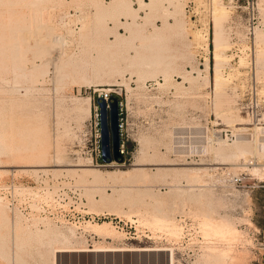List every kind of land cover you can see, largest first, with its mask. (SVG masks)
I'll return each instance as SVG.
<instances>
[{
    "label": "rangeland",
    "instance_id": "1",
    "mask_svg": "<svg viewBox=\"0 0 264 264\" xmlns=\"http://www.w3.org/2000/svg\"><path fill=\"white\" fill-rule=\"evenodd\" d=\"M8 1L0 0V29L15 19L27 28V44L61 41L50 56L26 51L13 70L0 57V186H49L47 198L60 201L55 215L61 218L12 211L8 202L17 198L0 187V203L7 206L0 264H46L55 246L160 247L169 250L154 256L155 264H167L171 252L174 264H223L210 258L225 243L207 233L206 219L234 225L231 255L240 251L241 264H264V179L251 170L264 163V153L254 148L259 142L252 136L256 153L246 161L212 149L220 143L217 136L228 148L236 127L253 126L237 123L256 119L250 107L238 105L249 104L244 91L254 80L264 100V0H49L43 10L32 0ZM118 1L122 8L113 10ZM217 4L224 14L215 24ZM42 23L52 27L53 37L44 38ZM60 56V78L51 62L36 81L22 77L35 72L33 64L42 58ZM217 77L224 81L216 83ZM101 88L121 89L125 103L120 165L88 161V121L97 105L94 91ZM84 97L81 110L77 102ZM74 164L103 177L93 182ZM232 177L240 181L232 184ZM161 214L178 235L153 225ZM17 224L25 230L14 232Z\"/></svg>",
    "mask_w": 264,
    "mask_h": 264
},
{
    "label": "bare ground",
    "instance_id": "2",
    "mask_svg": "<svg viewBox=\"0 0 264 264\" xmlns=\"http://www.w3.org/2000/svg\"><path fill=\"white\" fill-rule=\"evenodd\" d=\"M7 1V0H6ZM15 1V0H14ZM18 1V0H17ZM219 1V0H218ZM142 2V1H141ZM144 2V1H143ZM262 2V1H261ZM7 3H11V1L9 0ZM24 3V2H23ZM30 3V5H32V6H34V7H39V9L40 8H42V10H43V8L44 7H46V4L47 3H49V0H32V1H30L29 2ZM51 3V2H50ZM49 3V4H50ZM26 4V3H25ZM49 4H47V5H49ZM124 3H123V1H118V3H114V7H113V10H120L121 8H122V5H123ZM20 5V4H19ZM92 5H93V3H92ZM95 5V4H94ZM219 4H217V5H215V7H214V22H215V24H217V22H218V19H219V17L220 16H222L223 14H224V11H223V9L221 8V7H219L218 6ZM129 7V6H128ZM36 9V8H35ZM39 11V10H38ZM36 12H37V10H36ZM34 20V19H33ZM35 21V20H34ZM36 22V21H35ZM35 22H34V24H35ZM41 22V21H40ZM33 24V25H34ZM6 26H4V29H0V40H1V38H3L6 34H8V33H12V35L15 37V39L12 37L11 38V40L12 39H14V40H9L8 41V43L6 44H2V42L0 41V57L1 58H3L5 61L6 60H9L11 63H12V65L14 66V67H12V70H13V68H19V66H18V64H17V61L19 60V58L22 56V54H24L23 55V57L25 56V52L26 51H28V50H31L32 52H34L33 54L35 55V56H44L45 54L47 55H49V53L51 52V50L52 49H54V48H56L55 46L56 45H59V42L61 41V38H56V37H54V38H52V39H50L51 41L49 42L48 41V43L46 42V43H41V40H40V42L39 41H37V42H39V43H37V42H34V43H32V44H27V41H26V39H25V37H24V33H25V30L27 29L26 28V26L21 22V21H18V20H10V21H8L6 24H5ZM32 25V24H31ZM37 25V24H36ZM27 27H29V26H27ZM183 27V26H182ZM182 27H180V28H182ZM35 27H33V29H34ZM37 28V27H36ZM39 28V27H38ZM46 29V33H44V38H48V37H50V36H52L53 35V33L51 32V30H52V27L51 26H47V24L45 25V24H41L40 25V29ZM179 28V27H178ZM184 28V27H183ZM182 28V29H183ZM36 30L37 29H35V30H33V33H34V31L36 32ZM39 30V29H38ZM28 32V31H27ZM37 33V32H36ZM26 34V33H25ZM38 35V34H37ZM30 36V35H29ZM54 36V35H53ZM52 36V37H53ZM42 37V36H41ZM40 37V38H41ZM219 37V36H218ZM38 38H39V36H38ZM36 39V38H35ZM219 40H218V38L216 37L215 38V46L218 48V45H219V42H218ZM33 42V41H32ZM21 43H25V45L24 46H22V44ZM40 43L42 44V45H40ZM63 43V41L61 42V44ZM61 46V45H60ZM58 48V47H57ZM216 49V48H215ZM218 50L220 51V49L218 48ZM218 53V52H217ZM6 56V57H5ZM50 56V55H49ZM220 57V56H219ZM129 58V57H128ZM56 59V60H55ZM52 58V57H45V58H42L41 60H42V63H41V65H36V64H33V70L35 71V72H33V73H27V72H22L21 73V71H20V73H21V75H22V77L23 78H27V79H29V80H31V81H36L37 80V75H38V73H40V68H42V66H46V65H48V63H53V65H54V67H55V73H56V78H60L61 77V74H59L60 72V69H61V65L62 64H60V62H61V56L60 57H58V58ZM148 60V59H147ZM151 61V60H150ZM150 61H149V63H150ZM1 63V62H0ZM9 63V62H8ZM140 63V62H139ZM139 63H138V65H139ZM146 62H144V63H142L143 65L145 64ZM153 63V62H152ZM152 63H150V64H152ZM10 64V63H9ZM64 65H67V64H70L69 62H68V60H65L64 61V63H63ZM142 64H141V66H142ZM149 64V65H150ZM155 64V63H154ZM157 65L158 64H161V63H156ZM163 64H165V63H163ZM170 64V63H169ZM169 64H167L166 63V65H165V67L168 65L169 66ZM11 65V64H10ZM11 65V66H12ZM63 65V66H64ZM145 65H147V64H145ZM144 65V66H145ZM156 65V66H157ZM140 66V65H139ZM165 67H163V69L165 68ZM21 68H22V66H21ZM148 68V67H147ZM155 68H157V67H155ZM167 68V67H166ZM218 68V67H217ZM98 69V68H97ZM149 69V68H148ZM160 70L162 69V68H159ZM220 69V68H219ZM218 69V70H219ZM73 72H75V67H72V69H71ZM152 70H154L153 68H152ZM160 70H158V71H160ZM166 70V69H165ZM156 71V70H155ZM164 71V70H163ZM19 73V74H20ZM221 77V76H220ZM55 78V77H54ZM215 80H216V78H215ZM219 80H222L221 78H218L217 77V80L215 81L216 83H218V81ZM222 81H224V80H222ZM215 87H216V84H215ZM219 89V88H218ZM218 89H215V90H218ZM220 90V89H219ZM218 90V91H219ZM86 97V96H85ZM84 97V99H82V100H80V101H78L77 102V104H78V106H79V108L82 110V108H84V104H85V102H87V100H88V98H85ZM228 111V110H227ZM226 111V112H227ZM229 111H231V109L229 110ZM225 112V111H224ZM223 112V113H224ZM232 112V111H231ZM220 113V112H219ZM228 113V112H227ZM237 115V114H236ZM224 117H227L228 118V120L230 119H232V118H230L229 116H225V115H223ZM234 116V115H233ZM236 117V116H235ZM241 117V116H240ZM238 118V120H246L245 118L243 119V118H240L239 119V117H237ZM225 119V118H224ZM234 119H236V118H234ZM248 120V119H247ZM242 121V122H239V123H237V125L238 124H253V126L252 127H246V126H243V127H236V131H238L237 132V139L233 142V144L231 145V147L229 146L228 148H225V147H222V143H221V138L219 137V136H217L216 138H218V139H220L219 140V142L220 143H217V144H219L217 147H212V149H213V152H214V154L215 155H219L220 157H227V158H236V159H240L241 157L244 159V161H246L247 159H248V155H251V154H253L254 153V155H255V153L256 152H251V149H250V142H251V139H249V137L250 136H252V139L254 140V142L256 143V142H259V145H257V144H255V146H254V148L259 152V153H264V127L262 126V124H264V113L263 114H260V116L257 118V119H255V121H253V122H249V121ZM233 125V124H232ZM236 125V124H235ZM233 127V126H232ZM252 130V132H248L249 130ZM120 145V144H119ZM257 147H258V149H257ZM120 149V148H119ZM40 155H43V154H40ZM261 158V157H260ZM2 159V158H1ZM57 160H60V157L59 156H57V158H56ZM112 161H114V160H112ZM18 163V162H17ZM21 163V162H20ZM244 164H245V162H244ZM37 165V164H36ZM36 165H35V167H36ZM41 165V164H40ZM39 165V166H40ZM56 165V164H55ZM111 165H115V163H111ZM253 165V164H252ZM18 166V165H17ZM27 166V165H26ZM26 166H24V167H26ZM31 166H33V165H31ZM30 166V167H31ZM45 166V165H44ZM57 166V165H56ZM58 166H59V164H58ZM74 166H85V165H81V164H74ZM87 166H89V165H87ZM34 167V166H33ZM41 167H43V166H41ZM77 168V167H76ZM83 168V170H92V168L91 167H82ZM34 168H32L31 170H33ZM55 169V168H54ZM68 169V168H67ZM248 169V168H247ZM30 170V169H29ZM36 170V169H35ZM47 170V169H46ZM58 170V169H57ZM71 170H72V168H71ZM81 170V169H80ZM197 170V169H196ZM251 170L252 171H254V172H256L257 174H258V176L259 177H261L262 179H264V163H262V162H259L258 161V163H256L255 165H253V167H251ZM250 170V171H251ZM75 171V170H74ZM95 171V170H94ZM94 171H88L87 173L88 174H90L91 176H92V181L93 182H95V181H98V180H101V176L103 177V175H100L99 174V172L97 173V172H94ZM190 171H192V169L190 170ZM122 173V172H121ZM124 173V172H123ZM187 173V172H186ZM188 173H189V171H188ZM184 174V173H183ZM82 175V174H81ZM90 175H88V176H90ZM110 175V174H109ZM116 175V174H115ZM121 175V174H120ZM187 175V174H186ZM113 177V176H112ZM115 177V176H114ZM120 177V176H119ZM124 177V176H123ZM128 177H130V176H128ZM116 178V177H115ZM118 178V177H117ZM126 178V177H125ZM187 178H189V176L187 177ZM88 179V178H87ZM91 178L89 177V180H90ZM120 179V178H119ZM192 179H194V178H192ZM191 179V180H192ZM231 179L232 178H230V181H231ZM122 180H123V178H122ZM196 180V179H195ZM88 180H86V182H87ZM134 181V180H133ZM90 182V181H89ZM97 184V183H96ZM121 184V183H120ZM233 184V183H232ZM91 185V184H90ZM102 185V186H101ZM93 186H94V184H93ZM96 186V185H95ZM100 186L101 187H103V184H100ZM104 195V194H103ZM201 195V194H200ZM101 196V195H100ZM198 196V195H197ZM105 197H107V198H105V199H107L108 200V196L105 194ZM110 197V196H109ZM200 197V196H199ZM196 198H198V197H196ZM100 199H103V198H100ZM106 200V201H107ZM112 199H110L109 200V202L111 201ZM102 201V200H101ZM104 201V200H103ZM105 202V201H104ZM107 203H108V201H107ZM5 207L7 208V206H6V204H4L3 202L2 203H0V223L2 224V222H5V220H6V211H5ZM14 210H17V209H14ZM160 210V209H159ZM160 212V211H159ZM160 213H162V212H160ZM168 214V213H167ZM164 215V214H163ZM33 216V215H32ZM156 216V217H155ZM154 217V221H153V225L154 226H157V227H159V228H163L166 232H168L170 235H172V236H176V235H178V228L173 224V223H170L169 221H167L166 222V220H165V218L162 216V214H161V216L160 215H155ZM165 216V215H164ZM167 217V216H166ZM32 218H35V217H32ZM40 218H42V219H44V218H46V217H41L40 216ZM10 219V218H9ZM8 219V220H9ZM13 219V218H12ZM20 219V218H19ZM170 219V218H169ZM168 219V220H169ZM18 220V219H17ZM16 220V221H17ZM10 222V221H9ZM14 222V221H13ZM12 222V223H13ZM18 222V221H17ZM34 223V222H33ZM32 225V224H31ZM3 226V225H2ZM22 226L24 227V225L22 224ZM21 226V224H17L13 229V231L14 232H16V233H20L21 231H24L25 229H23V227ZM203 226H204V228H205V230L207 231V233L208 232H211L212 234H217V236H218V238H220V240H222V242H224L225 243V247H223L221 250H218V252L216 251L215 252V254H213V255H211L210 256V258H213L214 260H217V261H219V262H222L223 264H241V256H239V252L240 251H238V254H234L233 256L231 255V250H232V243L234 242V239H235V234H237V231H236V229L234 228V225L233 224H231L228 220H225V219H223L222 221L220 220V221H216V222H212V221H209V220H205V222H204V224H203ZM4 227H6V226H4ZM9 227H10V223H9ZM28 227H30V225L28 224H26V226H25V228H28ZM12 230V229H11ZM28 230V229H27ZM11 232V231H10ZM13 232V233H14ZM28 233H30V231L28 232ZM238 233H240L239 231H238ZM11 234H12V232H11ZM10 234V235H11ZM14 235V234H13ZM29 234H27V236H28ZM31 235V234H30ZM13 238V237H12ZM29 238V236L27 237V239ZM26 239V240H27ZM30 239V238H29ZM20 240V239H19ZM22 241H23V239H22ZM22 243V242H21ZM23 244V243H22ZM63 247H70V246H55V247H53V251H57L59 248H63ZM147 250H156V249H159V250H169V249H167V248H159V247H145ZM173 253L171 252V254H169V259H170V264H174L173 262V255H172ZM242 254V253H241ZM242 255H244V254H242ZM47 258V257H46ZM49 260V259H48ZM48 260H46L45 262H47L46 264H48L49 263V261ZM245 264V263H244Z\"/></svg>",
    "mask_w": 264,
    "mask_h": 264
},
{
    "label": "built area",
    "instance_id": "3",
    "mask_svg": "<svg viewBox=\"0 0 264 264\" xmlns=\"http://www.w3.org/2000/svg\"><path fill=\"white\" fill-rule=\"evenodd\" d=\"M256 26H252V32L254 31V28ZM253 85V84H252ZM97 96L102 97L105 101H108L111 99V97L117 98L118 103V127H119V135H120V152L123 154V110L125 103L122 98V92L121 89L119 91H116L114 88H101L94 91ZM245 100H248L249 104H245L242 100L239 102V107L242 110L248 111V107L251 114L257 119L258 116L261 114V110L264 109V100H260L257 90V85L254 80V85L250 86L244 91ZM88 140L90 142H93V147L91 148L89 154H88V161L91 164H94L99 167H108L111 166V163H115L117 165H120V163H117L116 161H111L109 163H106L102 161L101 159V144H100V119H99V112H98V106L95 105L93 108V113L91 118L88 121ZM240 181V178L238 177H232L231 182L233 184H237ZM4 191H9L12 197H16L17 200H13L12 202H8V206L12 211H16L14 209L22 211L25 209L28 212L23 213L26 214V217H30L34 213H39L40 216H47L50 219L55 218V210L60 209V201H56V199L50 200L47 198V189L50 188L49 186L39 185L36 187H27L20 184H11V185H4L0 186ZM36 188V190H34ZM42 196V198L40 197ZM45 211V212H44ZM47 212V213H46ZM46 213V214H45ZM57 219L55 220L58 222L59 215ZM63 219V218H62ZM54 220V219H53ZM65 220L63 219V222ZM66 225L71 224L70 220L64 222Z\"/></svg>",
    "mask_w": 264,
    "mask_h": 264
},
{
    "label": "crops",
    "instance_id": "4",
    "mask_svg": "<svg viewBox=\"0 0 264 264\" xmlns=\"http://www.w3.org/2000/svg\"><path fill=\"white\" fill-rule=\"evenodd\" d=\"M162 251L145 247H63L52 249L48 264H155L154 256Z\"/></svg>",
    "mask_w": 264,
    "mask_h": 264
},
{
    "label": "water",
    "instance_id": "5",
    "mask_svg": "<svg viewBox=\"0 0 264 264\" xmlns=\"http://www.w3.org/2000/svg\"><path fill=\"white\" fill-rule=\"evenodd\" d=\"M96 104L100 119L101 159L106 163L112 160L122 162L123 155L119 149L120 135L117 98L113 96L110 100L105 101L102 97L97 96Z\"/></svg>",
    "mask_w": 264,
    "mask_h": 264
}]
</instances>
